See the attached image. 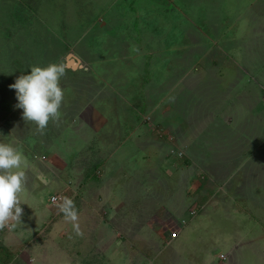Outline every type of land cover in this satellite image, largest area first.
Returning <instances> with one entry per match:
<instances>
[{
	"label": "rangeland",
	"instance_id": "1",
	"mask_svg": "<svg viewBox=\"0 0 264 264\" xmlns=\"http://www.w3.org/2000/svg\"><path fill=\"white\" fill-rule=\"evenodd\" d=\"M68 54L87 70L38 130L8 86ZM263 79L264 0H0V139L27 160L9 264H264Z\"/></svg>",
	"mask_w": 264,
	"mask_h": 264
},
{
	"label": "clouds",
	"instance_id": "2",
	"mask_svg": "<svg viewBox=\"0 0 264 264\" xmlns=\"http://www.w3.org/2000/svg\"><path fill=\"white\" fill-rule=\"evenodd\" d=\"M64 75L63 63L30 66L27 74L19 75L8 86L14 90L15 107L22 110L24 121L32 122L38 130H43L50 119L59 118L64 100L60 81ZM26 166L27 160L22 148L14 142L0 139V227L9 221L21 223L23 209L18 197L24 191ZM61 200L59 211L67 220L74 222V229H78L75 223L77 211L72 199L62 197Z\"/></svg>",
	"mask_w": 264,
	"mask_h": 264
},
{
	"label": "crops",
	"instance_id": "3",
	"mask_svg": "<svg viewBox=\"0 0 264 264\" xmlns=\"http://www.w3.org/2000/svg\"><path fill=\"white\" fill-rule=\"evenodd\" d=\"M254 2V1H253ZM75 56V55H74ZM76 57V56H75ZM77 58V57H76ZM65 59V58H64ZM78 59V61L80 62V64H81V67H79V68H76V69H66L65 68V70H67V71H69V72H71V73H76L77 71H80V70H83V71H85V70H87V68L85 67V65H83V63H82V61L79 59V58H77ZM63 65H64V61H63ZM254 66H256L255 64H254ZM260 65H258V67H259ZM253 68V67H252ZM254 70V69H253ZM257 67H256V71L255 72H257ZM247 75L248 74H246V77H247ZM259 79H261V76L258 78V80ZM260 81V80H259ZM261 82H264V79L261 81ZM97 87H98V85H97ZM98 89V88H97ZM96 99V98H95ZM105 103V101H103L101 104H97L96 102L95 103H92V105H94L95 106V108H98V107H101V106H104L103 104ZM116 108V109H115ZM114 108V113L115 114H118V112H125L126 114H129L130 113V111H129V108L128 107H125V109H124V107H115ZM230 109V113H235V111H236V114H239V113H242L241 112V110L240 109H238V107H236V106H234V107H229L227 110H229ZM233 111H232V110ZM262 110V108H261V106H259L258 108H257V106H255V104H254V106H253V108H249V111H250V114L252 113V112H254V113H256V112H259V111H261ZM242 111H243V109H242ZM91 114V113H90ZM93 114V113H92ZM91 114V115H92ZM121 114V113H120ZM90 115V116H91ZM117 117V116H116ZM238 117V116H237ZM121 118H123L122 117V115L120 116V119ZM118 119V118H117ZM89 122L91 123V119L89 120ZM120 125L122 126L123 125V122H120ZM128 128V127H127ZM201 145H203V144H201ZM133 152H131L130 153V155H128L127 156V158L125 159V161H128V160H130V161H133V162H135V161H138L139 160V157H137V156H135V154H132ZM198 155V153H196L195 155H194V158H195V160H193V161H199L197 158H196V156ZM131 157H132V159H131ZM204 159V158H203ZM45 160V159H44ZM143 161H145V160H143ZM193 161H191V162H193ZM207 161V160H206ZM200 162V161H199ZM202 162V161H201ZM131 163V162H130ZM189 163V162H188ZM203 163V162H202ZM207 168H208V166H206ZM189 169H191V168H189ZM50 171V170H49ZM191 179H190V181L188 180L186 183H189L190 182V185H191ZM105 190V192H108V190L107 189H104ZM97 191H99L98 189H97ZM105 192H100L101 193V201H100V203H102V201H103V198H104V195H106L107 193H105ZM125 200V199H124ZM123 200V201H124ZM98 202H96V204H97ZM99 203V204H100ZM89 206V205H88ZM188 208V207H187ZM180 219V218H179ZM169 222H173V221H175L176 219L173 217V216H170L169 217ZM180 221H183V219H180ZM168 221H167V219H166V221L165 222H163L162 224H164V225H171V223H169L168 222V224H166ZM126 224H129V222H125V223H118L117 225H116V227H117V229H115V231H116V237H117V239H121V240H124V237L125 236H127L128 235V233H127V231L125 230L126 228H130V224L127 226ZM183 224V223H182ZM121 225V226H120ZM176 225V224H175ZM175 225H172V227H174ZM87 226H90V225H87ZM171 227V228H172ZM172 232L173 233H175V234H177V232H176V230H172ZM155 235L159 238V234H157V233H155ZM176 236V235H175ZM171 237V236H170ZM128 237H125V239H127ZM160 239V238H159ZM3 247H4V245H2ZM5 248H7V247H5ZM7 249H9V248H7Z\"/></svg>",
	"mask_w": 264,
	"mask_h": 264
},
{
	"label": "water",
	"instance_id": "4",
	"mask_svg": "<svg viewBox=\"0 0 264 264\" xmlns=\"http://www.w3.org/2000/svg\"><path fill=\"white\" fill-rule=\"evenodd\" d=\"M64 67L66 69H76L81 67V64L74 55L68 54L64 59Z\"/></svg>",
	"mask_w": 264,
	"mask_h": 264
},
{
	"label": "trees",
	"instance_id": "5",
	"mask_svg": "<svg viewBox=\"0 0 264 264\" xmlns=\"http://www.w3.org/2000/svg\"><path fill=\"white\" fill-rule=\"evenodd\" d=\"M13 259V253L5 247H0V264H9Z\"/></svg>",
	"mask_w": 264,
	"mask_h": 264
},
{
	"label": "built area",
	"instance_id": "6",
	"mask_svg": "<svg viewBox=\"0 0 264 264\" xmlns=\"http://www.w3.org/2000/svg\"><path fill=\"white\" fill-rule=\"evenodd\" d=\"M51 198H52L51 201L54 203V202L56 201L55 197H51ZM175 235H176L175 233H172L171 236H172V237H175Z\"/></svg>",
	"mask_w": 264,
	"mask_h": 264
}]
</instances>
